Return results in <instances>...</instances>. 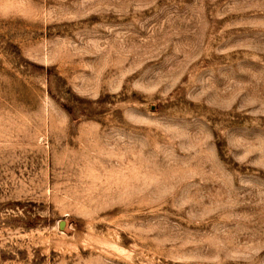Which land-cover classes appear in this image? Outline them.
<instances>
[{
    "label": "rangeland",
    "instance_id": "374dc122",
    "mask_svg": "<svg viewBox=\"0 0 264 264\" xmlns=\"http://www.w3.org/2000/svg\"><path fill=\"white\" fill-rule=\"evenodd\" d=\"M0 264H264V0H0Z\"/></svg>",
    "mask_w": 264,
    "mask_h": 264
}]
</instances>
